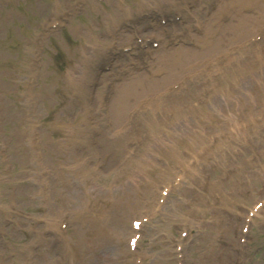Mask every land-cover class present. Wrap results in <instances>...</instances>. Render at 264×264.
Returning <instances> with one entry per match:
<instances>
[{"label":"rangeland","instance_id":"1","mask_svg":"<svg viewBox=\"0 0 264 264\" xmlns=\"http://www.w3.org/2000/svg\"><path fill=\"white\" fill-rule=\"evenodd\" d=\"M76 1L77 0H0V145H4L2 149H0V237H4L2 239L3 244L0 245V261H4L5 264H62L60 259L64 264H97L98 260H100L98 264L111 263V250H107L101 255L97 253L91 254V250H96L98 245L96 247L94 246L99 243V241L96 237L91 243V237L93 234L91 233L92 235H88L87 231H83L82 229H78L77 232L73 234L77 240H80L77 242H80V245H82L83 242H86V239H89L88 242L92 244L93 247H88L90 250L89 252L86 251L85 254L82 250L77 254L76 252L73 253L68 245L63 247L66 257L59 258L55 252L59 251L62 247H58L55 240H53L50 235H46L48 231L55 229L50 227V225H52L50 223L44 224V220L52 221L54 217H56V222L58 224V221L64 218L62 211L65 208L62 206L64 204L71 206V203L74 200L72 190H75V187L78 188L79 186L83 188L81 182L75 184L74 179L76 175L78 180L81 179L75 169L76 164L78 161L94 155V145H90L92 148L90 154L89 152L84 151L87 144L82 145V152L86 153L84 156H81L83 153L77 156V154L73 153L71 149L69 151V149H67V143L70 142V139L64 140L62 134H69L72 130V126L65 123L63 113H60L61 111L64 113L66 112V109L63 106H66L69 102V96H72L70 93L78 91V87L72 85V78L76 79L78 76H82L83 78L79 80L80 83L86 87L87 94H89V96L92 94L93 97H97L101 93L99 90L98 92L92 90V93L90 94L88 84L90 86H96L98 81L105 85L108 84L107 82L112 75L111 72H107L105 75L103 74L102 77H100L101 74H98L102 73V70L93 73L96 65L97 69L98 67H102V65H99L100 58L107 56V54H109L107 53V50L109 49L120 48L125 44L134 42L131 33L127 35L119 34L118 31L120 27H117V23L121 22L120 26H122L124 19L136 22L137 13L153 7H162L165 11L174 13L180 9L181 6H186V2L188 5H190V3L195 5L193 13L196 11L197 17L199 18V23L195 20L194 16L188 19L187 23L181 24V27H174L176 30H173L171 33H169L170 30L165 31V28L157 30L154 25L148 23L141 24V29H139L141 34L144 36L155 35L162 41V44L156 49V53L153 55V60L151 59V66L144 70L149 72V75L151 76L149 82L152 84L149 87L157 84L159 87L154 90L139 91L130 96L129 98L132 99H130V102L128 101L121 116L117 119L111 110L113 105L108 104V111H106L103 109L105 106L100 104L101 111L105 113L104 115L107 117V114H109V120L112 118L111 125L113 129L111 130L116 133L117 129L122 128L124 124L123 122L126 111L135 103H138L142 97L153 95L156 91L165 88L176 79H180L185 73L192 71L195 67L200 65V63H194V59H197L198 57L192 58L194 55L192 54L184 61L169 60V65L172 66L169 70L165 67L160 71L153 70L154 62L157 64L160 59H156L157 56L166 55V53L170 51L172 53L175 49H166L165 41L167 34H170V37H173L176 34L180 35L183 33L182 35H185L189 29L195 31L196 45H194V47L199 50V59H201L203 57L214 56L216 53L226 49L234 41L240 42L244 37L251 35L256 30L254 27H249L236 29L232 32H224L222 26H228L231 23L234 25V20L236 19L234 14L225 11V9L236 10V8L233 6L223 7L221 4L222 1L231 3L230 0H220L221 3L210 15L206 13L207 8L210 5V1L208 0L206 6V0L202 2L204 3L202 6L199 3L195 4L197 0L195 2H192L193 0H185L183 3L176 6H171L173 0H84L85 5L81 11L73 9ZM175 1L179 2L180 0ZM250 3L251 2H247V5H242V8L240 6V11L238 10V12H234L237 14L239 12L243 13L244 11L242 12V9H252L251 6H248ZM123 8H126L130 13H134L135 18H129L130 16H124L125 18L122 17ZM67 10H71L73 15L69 17L70 19L64 28L59 27L48 33L45 43L41 48L43 60L39 64H36L32 54L37 47L36 36L42 32V26L46 21L61 19ZM245 14L251 15L252 13ZM259 17H261V15H259L258 18ZM226 19L228 21H225ZM263 21L264 12L262 13L261 20L258 21V24L260 22V24H262ZM211 24H214V27H211ZM202 29H208L210 31V37L214 40L210 49L207 50L205 48L200 51L201 48L199 47H201V45L198 44L199 37L197 39V36H200L198 31ZM107 37L109 39H107ZM105 38L108 40L107 42L105 41ZM108 42L109 44H106ZM246 54L248 64L252 65V56L255 52ZM87 56L88 59L85 61ZM255 57H259V53H257V56ZM123 58L128 61H135V59L128 55H124ZM232 61H234V59ZM120 62H123V60ZM263 63L264 60H261L260 66L263 65ZM121 64L122 63L116 62L115 65L118 70L121 69L120 72L122 71V68H120ZM136 67L138 68L135 69V71L142 70L140 64H137ZM89 73L91 75H89ZM212 73L213 72L206 73L203 76V79L199 80L198 83L203 81L206 82L207 87L214 86V80L208 82ZM30 75H35L37 78V83L33 86L28 85L27 79ZM142 75L145 76V73H142ZM124 81H126V79L122 82ZM198 83L194 82L190 88H195L197 91L196 94L187 97V99L184 98L187 89L179 90L176 94L174 93L168 98V103L164 104L162 106L163 108L159 110L158 118L153 120L158 129L163 127L168 128L174 124V126L170 128L172 130L175 128V125L179 124L180 120H184L183 117L176 119L177 114L176 108L174 107L175 102L172 103V101H170L172 98H176L175 106L181 111L179 116L182 112L193 116L192 119L194 120L191 121L190 126L199 128V134L227 131L228 125L235 123L233 120L248 122L249 119L252 120V117L257 114L259 105L264 103V99L258 97V95L256 96L254 94V97H251L250 94L240 91V96L245 100L246 98H252V100H247L246 102L250 104L253 103V107H248V105L241 107L242 104H238L237 108L230 110L232 108L231 100L227 103L225 101L228 105L227 109L231 111L230 118H228L229 121L225 122L226 120H222V122H218V119L209 120L208 117H211L213 114L206 115L203 110H208L212 105L207 106V103L199 107L193 106V103L199 97L198 91L203 86L200 85V88L196 89ZM116 87L117 86H115V88ZM192 91L193 90L188 92L191 93ZM28 94L38 98L36 112L34 114L32 113L33 115H28L23 106L24 103H26ZM218 100L222 101V98H220V96H215L213 102L217 103ZM97 104H95V107H97ZM99 110L100 109L98 108L96 111ZM192 110H194V112H191ZM57 111L60 112L58 117L55 115L53 117V114ZM167 111H170L169 113H172L171 111L174 112L172 119H169L168 113L166 114ZM94 114L97 116V112ZM101 114L102 113H100V115ZM153 116L154 115H151L148 119H151ZM141 117V115L137 116L136 122L128 127L129 129L126 133L136 132L135 136L138 137L137 133H139L140 129L147 128L149 134H152L150 126L146 124V118L142 121V124L146 125V127H140L138 124L142 119ZM173 119L176 120L172 121ZM231 119L233 120L230 121ZM243 130H246L245 133L247 134H249V131L251 130H254L252 133L258 131L260 135L256 137L257 140L246 143L237 142V138L234 136H227L226 139H222V142L216 145L214 150H210V153H208L206 157L207 160H210L211 164L214 163L217 158L220 159L218 165L214 166L211 171H207L206 173L207 175L209 173L212 174V178L220 171H223L228 164L235 162L244 165L241 170L242 172L233 174L231 179L223 187H215L210 181V184L212 185L209 184V192L211 195L214 193L215 195H218L216 199V207L219 209L217 212L213 213L212 210H209L208 213L204 212L210 204L209 197L203 195L202 189H197L201 187V176L204 171L195 176L191 174L190 176L192 177L188 178L182 184V187L174 189L171 194L170 205L178 206V204H180V206H178V210H180L179 212L187 211V204H189L196 195L197 197L202 196L203 199H201V209L198 210L192 223L193 231L190 245L186 248L187 264H237L236 249L238 248V240L233 237L232 230L236 228V222H239L242 219L246 208L255 200L264 197V154H262L264 151V123L256 124L254 129L245 128ZM88 132L89 134H92V130ZM96 132L97 134L91 135L93 139L98 135L99 130L97 128ZM37 134L40 136L42 154L38 153L32 145L33 136ZM188 134L191 136L189 131ZM243 134L244 133H238L236 135L243 136ZM98 139V149L99 147L101 148V141H104V148L100 150L102 158H96L87 162L88 166L92 165L88 167L87 171L89 173L96 171L90 175L91 180H95L97 177V184L95 187L101 188L110 180H116L118 182L122 178L127 179L131 175L137 178V176L133 175L131 167L133 165H138L136 170L139 172L136 173L139 176V181L136 185L129 186L128 188L131 192V199L123 206V208L122 206L119 207L118 217L115 218V221H113L112 218L108 219V217L101 221L104 227H106L107 232L110 231V233L119 234L118 237L120 239H117L114 242V247L118 248L116 251H119L118 253L122 256L124 263L132 264L130 252L127 250V235L130 231V217L132 214H140L141 208H144L146 203L153 199L154 193H158V186L155 184H159L163 179H165L164 182L171 180L176 170L173 171L169 177H164L162 174L165 173L162 172L170 170L169 166L171 167L172 164L175 166L179 163V157L166 163V158L173 156L170 153L171 151H169V147L154 145L153 142H150V145L146 144L145 147H148L147 149H150L151 152L150 150L144 151V155L146 156V159L153 157V160L156 161L157 165L147 163L150 160H143V158L141 159L142 155H140V157H131L122 169L112 171L117 159L127 147L126 141L124 139V143L120 146V151L117 152L115 150L116 148H112V144L108 143L109 141H107V138L98 137ZM201 139L202 138L200 137L199 142L205 140ZM180 143L186 144L184 140ZM197 145L198 142H196L194 146L189 147V152L191 153V151H195ZM232 146H234L232 148V153L234 155L229 152V149ZM185 149H187L185 146H179V150H181V158H185L184 153L188 152L185 151ZM252 150L257 151L260 156V159L256 163H251L247 160V156ZM103 152L108 153L105 160ZM109 152L114 154L110 156L111 154ZM149 153H151V156H148ZM38 154L44 156L43 161H38L36 159ZM95 155L98 154L96 153ZM95 163L98 165L101 164V167L98 166L96 169L94 165ZM146 164L149 165V169L144 173L141 171L140 167L143 166L146 168ZM208 164L209 163L205 161V157L202 160L199 159V164L196 170L200 172L201 168ZM162 166L164 168H162ZM6 167H9L10 169H7ZM45 168L51 169L49 174L51 177L49 179L51 191L48 194V196L51 197L50 202H47V197L44 200H41L40 196V186L44 179H41V175L42 170ZM150 181L152 182L150 183ZM88 182H90V180ZM117 182L114 183L117 184ZM147 185L148 187L146 188ZM235 187H238L241 190V193L239 194V197H236L230 204L228 201L230 194L226 193L223 198L221 197L220 191L222 190V193H224L225 190L230 192V189ZM136 192H138V195ZM148 192L153 193L145 196ZM122 193L120 187L117 192H115L114 196L119 199ZM94 199L105 198L100 195H92V200ZM11 203H14L15 206L12 207ZM31 208L33 213H35L34 217L30 214H26L29 213ZM108 209L109 208H104L102 211L103 216L106 215ZM169 209L170 206L165 214H160L152 219L150 224H153L152 231H150L148 227L146 229V236L144 237L142 244L147 251V259L150 264H175L174 258L169 259L172 245L168 247V242L163 241V235L161 237L158 233L160 229H157L163 222H169V216L166 218ZM20 210L25 211V214H21ZM79 215L80 214L72 215V218L69 219L68 228L71 227V230L76 229L73 226V222L79 220ZM208 216L213 217V226L206 221L202 222V220H204L203 218H207ZM49 217L50 219H48ZM8 219L12 220L11 224H13V226L15 225V227L7 223ZM218 220H223L224 227L228 229V239L226 243L229 244V242L231 243L234 241L232 250L228 249L226 251L223 247L222 251L218 250V247H221V245L216 244L214 241L216 233V227L214 224H216ZM175 221L176 220L170 221L168 227L169 232L166 234L169 238L176 234L177 221ZM200 221L202 223H200ZM16 222L18 224H16ZM57 224H55V226H57ZM77 225L83 229L88 228L89 226L88 224L83 225L81 223ZM95 227H97V225H95ZM154 228L157 229L156 232ZM70 235V233H67L65 237H69ZM43 238H45L44 241H42ZM114 243L108 241L100 244L113 245ZM74 244L76 246V243ZM33 245H37L40 250L38 248L32 249ZM56 246L58 249H55ZM201 246L203 248H209L207 254L212 257L210 263L205 260V262L196 261L198 260V250L201 249ZM72 247L74 248V245H72ZM249 249V256H247L244 264H264V205L259 209L258 215L253 220V227L249 234ZM52 257H57L58 263L51 262L53 261Z\"/></svg>","mask_w":264,"mask_h":264},{"label":"bare ground","instance_id":"2","mask_svg":"<svg viewBox=\"0 0 264 264\" xmlns=\"http://www.w3.org/2000/svg\"><path fill=\"white\" fill-rule=\"evenodd\" d=\"M165 1H167V0H165ZM230 1H232V0H230ZM242 1H244V0H236V2H239V3H241ZM246 1L252 2L253 5L256 6L255 7L256 8L255 13L252 15L240 14L238 16H235L236 19L234 20V25H233V23H231L230 25L225 26L224 32H232V31H234L236 29H240V28H249L253 24V20L256 19V15L262 16V13L264 12V0H246ZM173 5H176V2H174V0L171 3V6H173ZM186 7H188V6H186ZM193 14L194 13H187V17L191 18L193 16ZM196 20H198V19H196ZM88 33L91 34L90 32H88ZM206 35L207 36H205V38L199 39L200 44L203 48L206 47V49H210L212 47L210 44L212 42V39L209 36L208 31H206ZM178 47L175 48L172 53H171V51L167 52V56L164 58L165 63H168L169 60L184 61L185 59H188V57L192 54H194L192 58L198 57L197 52L193 51V47L192 48H190L189 46H182L179 48ZM88 56H89V54H88ZM88 56L85 58V61L88 59ZM167 57L168 58L170 57V59L168 60ZM194 60H198V58L194 59ZM245 60H246V56H244V55L241 56V59L239 62L240 65L236 66V67H232L230 73H228L224 76V80L222 81V85H221L222 86V92L219 93V95H222V97H223V99H222L223 102H222V104L218 103L216 106V110H214L212 113H209V115L213 114L211 117H209L211 120L212 119H218V122H220L222 120L228 121V118H230V112L227 109L228 105L225 103V101H228V100H231V103H232L231 107H233V108H236L238 106V104H242L241 107H244L247 105H248V107H251L250 104H246L247 103L246 100L242 96H240V93H239V91H237V89H240L243 92L249 93V94H252L254 92V93H257L260 97L264 98V72L261 70H258V69L254 70V69H250V68L246 67L244 64H242V61H245ZM263 66H264V64H263ZM171 67L172 66L169 65V66H166L165 68L167 70H169ZM163 69H164V67H163ZM248 73H250L251 77L255 78V81L252 82L247 87H243L242 84L245 82V80H246L245 76ZM81 78H83V77L78 76L76 79H73L72 85L74 87H81L82 84L79 81ZM134 78H136V79H134ZM145 78H147V76L144 77V76L140 75V73H138L137 76H134V77L129 76L126 78V81L120 82L117 84L116 93L113 96L112 101H111V104L113 105L112 110H113V113H114V116L116 119L121 116L122 112L124 111V107L126 106L128 101L130 102V99H132V98H129L130 96L138 93L139 91H145V90L149 89V86L151 84ZM157 86H159V85L157 84ZM225 86H228L227 88H230V89L226 88L227 90L224 91ZM78 97H79V94H78ZM180 112L181 111H179V112L177 111V119H180V117L186 116L185 113H181L179 116ZM151 113H152V115H154L151 118L152 120H154L155 118H158L159 112H157V110H152ZM186 120L187 121H185V122L180 121L182 124H179L180 128H178L177 134H175L171 130L164 128V127L158 129L156 127V123L153 121V123L151 125V130H152L151 137L154 139L156 137L155 134H158V137L162 143L168 144V145L173 144L174 145L173 150H174L175 155H176V153H177V155L179 154L180 150H179L178 146H179L180 142H182V140H184L186 142V144H183V146H185L187 148V149H185V151L189 152L190 149H188V148L194 146V144L197 141H199V138L203 137V134L198 133L199 128H194V127L190 126L189 119H186ZM262 122L264 123V119ZM188 131L190 132L191 136H189ZM245 132H246V130L240 132V133H244L243 136H240V135L235 136V138H237V142L246 143V142L252 141L253 137H257V135L259 134L258 132L254 133V135L252 133L247 134ZM233 147L234 146L230 147V149H229L230 153H232ZM191 152H193V151H191ZM225 154H226V152H225ZM207 155H208V153L205 154L203 157H201L200 160H202ZM258 159H256V161ZM181 161H183V160H181ZM205 161H208V160L205 159ZM219 161H220V159H218V158L212 164L209 161L210 165H207V166H204L203 168H201L200 172L198 170H196V167H193L194 172L192 170L193 168H191V170H192L191 172L193 173L192 175L201 174L205 170H211L212 168H214V166L218 165ZM155 164H157V163H155ZM198 164H199V159L195 165H198ZM169 168H170V170H166V171L162 172V173H165V174H162L164 177L168 176L169 173H172V167L169 166ZM158 178H160V177H158ZM228 179H229V177H228ZM151 182L152 181H150V183ZM148 185H150V184H148ZM148 185L146 186V188L148 187ZM223 196H225V195L223 194ZM233 200H234V198L230 197V201H233ZM215 204L216 203L214 201L211 202V205L213 206L215 212H217L219 208L216 207ZM199 208H200V206H199ZM170 214H175L177 217L179 215L178 208H176V210L170 212ZM180 218H181V214H180Z\"/></svg>","mask_w":264,"mask_h":264}]
</instances>
